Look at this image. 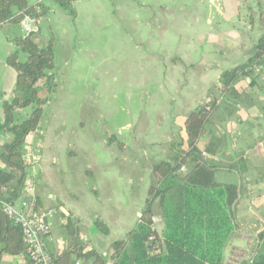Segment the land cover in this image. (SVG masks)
Masks as SVG:
<instances>
[{"label": "crops", "instance_id": "obj_1", "mask_svg": "<svg viewBox=\"0 0 264 264\" xmlns=\"http://www.w3.org/2000/svg\"><path fill=\"white\" fill-rule=\"evenodd\" d=\"M27 1L47 8L32 39L42 47L53 38L55 85H73L70 74L91 73L90 82L84 76L91 91L72 94L77 98L39 90L47 102L24 144L35 207L53 238L47 241L51 254L68 251L74 241L101 253L125 239L145 206L152 165L167 159L172 145L185 148V118L208 97H216L218 107L196 147L216 166L218 182L237 186L235 207L243 219L238 222L234 212L237 227L223 264L233 248L251 250L250 241L264 227V67L259 65L253 82L237 79V99L216 87L223 70L252 55L264 31V0H76L74 14L52 0ZM25 35L18 22L0 24V123L16 80L7 58L16 38ZM17 58L24 61L25 54ZM121 95L129 108L122 123L111 127L97 106ZM70 106L79 108L73 112ZM21 111L25 117L30 108L16 115ZM99 118L101 128L94 123ZM10 138L1 133L0 144ZM211 140L218 144L209 151ZM99 232L116 239L100 249L93 237ZM245 238L248 248L236 245ZM2 261L26 263L23 254H4ZM76 261L90 264L74 255L69 264Z\"/></svg>", "mask_w": 264, "mask_h": 264}, {"label": "trees", "instance_id": "obj_2", "mask_svg": "<svg viewBox=\"0 0 264 264\" xmlns=\"http://www.w3.org/2000/svg\"><path fill=\"white\" fill-rule=\"evenodd\" d=\"M75 1L52 0L71 14ZM46 12L47 8L40 3L0 0V24L19 23L26 15L38 20ZM35 31L16 38V50L7 58L16 71V80L13 97L3 102L4 118L0 123V134L11 135L8 142L0 144V161L4 164V168L0 167V264H5L4 254L24 255L20 228L3 213L2 203L15 202L24 190L28 167L24 144L27 135L39 127L48 98L40 97L38 92L45 88L50 94L56 86L50 74L54 67L53 38L39 47L32 39ZM18 52L25 54L24 61L18 60ZM259 65H264V31L245 62L220 73L216 87L219 94L239 98L241 93L235 82L241 77H249L253 82ZM208 98L185 118V148L172 145L168 158L152 165L153 183L135 228L125 239L115 240L109 246L116 254V264H223L224 248L237 227L234 210L238 190L235 184L216 180V166L209 164L196 147L199 136L206 131V122L218 107L216 97ZM25 108H30L27 116L18 117L16 113ZM217 144L213 141L208 150L212 151L211 147ZM35 209L38 211L37 206ZM154 210L162 218L160 231L152 220ZM149 236L158 244V252L147 248ZM84 247L82 242L74 241L68 251L55 257V264H69L73 255L90 260V264H104L99 252L84 251ZM251 253L252 264H264V227L256 233Z\"/></svg>", "mask_w": 264, "mask_h": 264}, {"label": "built area", "instance_id": "obj_3", "mask_svg": "<svg viewBox=\"0 0 264 264\" xmlns=\"http://www.w3.org/2000/svg\"><path fill=\"white\" fill-rule=\"evenodd\" d=\"M36 21L33 17L26 15L19 23L24 32L28 34L36 29L34 25ZM202 155L205 156V153ZM180 170H184V167L182 166ZM35 202L33 185L27 179L18 206L13 203H2V211L20 228L25 262L28 264H55V257L47 247V241H53L50 226L45 215L35 209ZM152 220L155 223L154 218ZM147 248L152 252L160 250L153 236L148 237ZM234 249L229 254L227 264H242L243 260H246V264L253 263L251 250ZM100 255L104 259V264H116L117 257L113 250H104ZM75 264H80V262L76 261Z\"/></svg>", "mask_w": 264, "mask_h": 264}, {"label": "rangeland", "instance_id": "obj_4", "mask_svg": "<svg viewBox=\"0 0 264 264\" xmlns=\"http://www.w3.org/2000/svg\"><path fill=\"white\" fill-rule=\"evenodd\" d=\"M263 67H264V65H262V68ZM262 68H260L258 66V68L256 69V72L260 71ZM84 76H87L88 79L86 81L90 82L91 73L89 71H87ZM84 76H82L80 74H77V75L73 76L72 74H70L71 80H74L75 83H73V85H69L68 82H65V85H62V83H58L57 86H55V91L52 92L53 97L61 96V94H62V96L71 95V97H73L72 94H76L77 96H79V94L83 93L86 90V88H88L87 86L84 85V83H85ZM259 78H260V76H259ZM72 86H76V87L75 88H71ZM87 91L90 92L91 88H88ZM106 94H107V92H105V95ZM73 98H77V97H73ZM70 107H71L73 112H76L77 109L79 108V106H70ZM97 107L100 109V111L105 116L104 119L107 118V123L111 127L115 126L116 124L122 123V121H123L121 119L123 117L122 113H127L128 108H129L126 98L124 96H122V95L114 103H111V102L108 103V102L105 101L103 104H101V105L99 104ZM45 110H49V107H47ZM115 110L120 111V114H117L115 112ZM23 114H24L23 111H21V113H20V115L18 117H20V118L24 117V116H22ZM94 123L95 124L98 123L97 124L98 127L101 128V126L103 125V118H99L97 120V122L94 121ZM29 135L26 138V142H28V140H29ZM17 204H18V200H16V205ZM236 214L238 216V218H237L238 222H243V219L240 217L239 211L237 212L236 211V207H235V215ZM155 228H156L157 231H160L161 230V223H159V222L156 223L155 224ZM93 237L97 238L98 248H100V249L103 248V247H106L107 243H111L113 240L116 239L114 234L111 233V232L108 233V234H103V233L99 232L97 235L95 234ZM247 243L248 242H247V240L245 238V240L241 239V240L238 241L237 244L236 243L235 244L240 246V248H248V247H246ZM250 243H253L252 246H254V241H250Z\"/></svg>", "mask_w": 264, "mask_h": 264}, {"label": "water", "instance_id": "obj_5", "mask_svg": "<svg viewBox=\"0 0 264 264\" xmlns=\"http://www.w3.org/2000/svg\"><path fill=\"white\" fill-rule=\"evenodd\" d=\"M154 220H155V224L158 223V222L162 224V218H161V216L157 213V210H154Z\"/></svg>", "mask_w": 264, "mask_h": 264}]
</instances>
